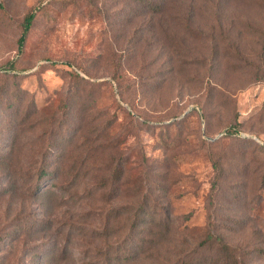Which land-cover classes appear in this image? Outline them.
Segmentation results:
<instances>
[{
    "label": "rangeland",
    "instance_id": "rangeland-1",
    "mask_svg": "<svg viewBox=\"0 0 264 264\" xmlns=\"http://www.w3.org/2000/svg\"><path fill=\"white\" fill-rule=\"evenodd\" d=\"M152 1L0 0V264H264V0Z\"/></svg>",
    "mask_w": 264,
    "mask_h": 264
},
{
    "label": "trees",
    "instance_id": "trees-1",
    "mask_svg": "<svg viewBox=\"0 0 264 264\" xmlns=\"http://www.w3.org/2000/svg\"><path fill=\"white\" fill-rule=\"evenodd\" d=\"M137 1L139 3H141L142 6H148V5L155 6L154 5L155 1H152V0H137ZM156 11H157V8H155L153 12H156ZM36 17H37V15H36V12H34V11L28 13L27 16L25 17V20H24L23 25H22V34L19 38V51H20V53L22 52V49H23V47L26 43V40H27V36L30 33L32 26H33L34 22L36 21ZM160 141H161V144L164 146V149L166 151L173 150L177 146V140L172 138V136L168 130L162 131V133L160 135ZM109 148L110 147H108L107 149H109ZM63 162L64 161L62 160V163ZM115 164H117V167H115L113 179L115 181H121L122 178L124 177V174L126 172H129V168H127V167L122 168L121 163H115ZM129 164L132 165L128 161L127 165H129ZM60 172H61V170H60ZM53 175H54L53 173L50 174V173H48V171H46V169H44L40 175V180L45 179L47 176L52 177ZM60 175H61V173H60ZM157 190H159V189H157ZM133 192L135 195H138L141 193V190L139 189V187L138 188L135 187L133 189ZM49 194H50L49 190L43 191V192H41L40 197L41 196L45 197ZM127 208H129V207H127ZM126 212L131 215V218H133V226L135 229L138 228L141 224H142V226H144L143 228H146L147 224H149V223H153L156 221H162V220L157 219L159 216L157 209H154V208L150 209L147 207V205H145L144 207H142V206L138 207L137 210L130 207V209ZM219 240H220V243L222 244V237H220ZM128 242H129V240H126L124 242L125 245L122 249L113 252L111 259L109 257V260H108L109 264H131L132 262H134L135 257L133 254L126 255L123 252V249L126 248V245H128ZM142 242H144V241H142ZM140 245H141L140 247L143 248L144 244L141 243ZM130 246H133V240L130 242ZM51 258H48L46 261L50 262ZM229 262H230L229 260H225L223 262L221 261L220 264H239V262L236 260L232 261V263H229ZM206 264H208V262Z\"/></svg>",
    "mask_w": 264,
    "mask_h": 264
}]
</instances>
